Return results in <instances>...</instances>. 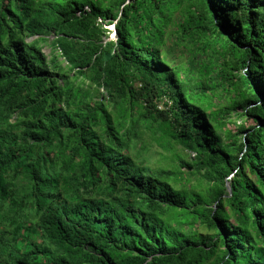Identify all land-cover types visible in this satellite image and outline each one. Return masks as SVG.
<instances>
[{"label":"trees","instance_id":"16d2710c","mask_svg":"<svg viewBox=\"0 0 264 264\" xmlns=\"http://www.w3.org/2000/svg\"><path fill=\"white\" fill-rule=\"evenodd\" d=\"M0 264H264V0H0Z\"/></svg>","mask_w":264,"mask_h":264},{"label":"rangeland","instance_id":"374dc122","mask_svg":"<svg viewBox=\"0 0 264 264\" xmlns=\"http://www.w3.org/2000/svg\"><path fill=\"white\" fill-rule=\"evenodd\" d=\"M109 29L111 30L110 38L112 39L113 27L110 26ZM174 50L177 54L183 52L182 48L180 47H176ZM43 51L45 52V54H48L49 48L44 47ZM143 144L144 149L142 150L141 155L144 158L145 165L148 166L151 170H172L175 166H177L178 162H173L172 160V153L161 150L157 146L156 142L152 140V136L149 132H145V134L143 135ZM174 148L175 152L179 153L182 157L191 158V154L188 153L187 150L182 149L181 146L175 145ZM191 181L192 183L194 182L193 180Z\"/></svg>","mask_w":264,"mask_h":264},{"label":"water","instance_id":"95a60500","mask_svg":"<svg viewBox=\"0 0 264 264\" xmlns=\"http://www.w3.org/2000/svg\"><path fill=\"white\" fill-rule=\"evenodd\" d=\"M113 27V26H112ZM115 36V32H114V28H113V36L112 38ZM226 188H227V191L230 192V186H229V183L226 184Z\"/></svg>","mask_w":264,"mask_h":264},{"label":"built area","instance_id":"2783aa9c","mask_svg":"<svg viewBox=\"0 0 264 264\" xmlns=\"http://www.w3.org/2000/svg\"><path fill=\"white\" fill-rule=\"evenodd\" d=\"M88 10L89 9L87 7H84V9H83V11H88ZM76 14L79 15L80 14V11H77Z\"/></svg>","mask_w":264,"mask_h":264}]
</instances>
